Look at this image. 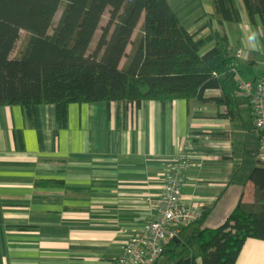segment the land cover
Returning <instances> with one entry per match:
<instances>
[{"label":"crops","instance_id":"crops-1","mask_svg":"<svg viewBox=\"0 0 264 264\" xmlns=\"http://www.w3.org/2000/svg\"><path fill=\"white\" fill-rule=\"evenodd\" d=\"M208 5L206 22L191 30L196 38L221 27ZM235 5L240 21L222 24L228 50L240 51L246 77L257 78L264 33ZM234 100L230 112L194 99L72 102L65 128L54 104L35 105L31 122L20 105L0 106V264H107L152 215L165 169L186 142L192 162L181 200L205 210L166 248L186 242L199 256V232L222 224L240 200H253L249 174L262 165L247 99L235 89ZM235 264H264V240L248 238Z\"/></svg>","mask_w":264,"mask_h":264},{"label":"trees","instance_id":"trees-1","mask_svg":"<svg viewBox=\"0 0 264 264\" xmlns=\"http://www.w3.org/2000/svg\"><path fill=\"white\" fill-rule=\"evenodd\" d=\"M212 3L221 27L196 38L168 0H0V106L20 105L31 122L35 105L54 104L59 128L67 126L72 102L138 106L150 99H194L230 112L236 89L232 65L238 61V71L247 75L237 49L228 50L222 24L239 22L240 12L234 0ZM242 3L249 21L264 33V0ZM207 89L222 93L206 97ZM249 180L253 200H240L222 224L199 232V256L186 242L170 249L172 264H235L248 238L264 240V166L253 167ZM169 244L176 245L175 238Z\"/></svg>","mask_w":264,"mask_h":264},{"label":"built area","instance_id":"built-area-1","mask_svg":"<svg viewBox=\"0 0 264 264\" xmlns=\"http://www.w3.org/2000/svg\"><path fill=\"white\" fill-rule=\"evenodd\" d=\"M236 56L240 59L241 52L238 51ZM237 62L231 70L236 89L247 99L258 132L257 157L264 166V69L257 78L244 77L237 69ZM191 153L192 146L186 142L173 156L165 169L164 184L155 199L152 215L133 230L121 252L107 264H156L180 229L203 216V207H190L181 200L185 171L192 162Z\"/></svg>","mask_w":264,"mask_h":264},{"label":"rangeland","instance_id":"rangeland-1","mask_svg":"<svg viewBox=\"0 0 264 264\" xmlns=\"http://www.w3.org/2000/svg\"><path fill=\"white\" fill-rule=\"evenodd\" d=\"M208 1L209 0H168L170 6L172 7L173 11L178 16L180 22L188 29L194 30L195 28L199 27L201 24L205 23L206 20H202V17L207 16L208 10ZM236 4L241 8V11H244L243 5L238 1L235 0ZM211 6V5H210ZM203 14L205 16H203ZM108 17V10L104 12L102 15L99 28L96 30L94 35L93 43H95L98 39L99 34L101 33L100 27L106 23ZM218 25V23H217ZM255 31L259 38V28L255 27ZM21 38L25 35V32H21ZM135 35V33H134ZM21 39L17 42L15 52L17 51L20 45ZM233 47H236L237 44L233 42ZM130 46L127 47L126 51H129ZM243 50V49H242ZM124 58L121 60V63L124 62ZM263 65V64H262ZM264 66V65H263ZM172 251L167 250L163 256L158 260L157 264H172L173 259L169 258ZM199 259V258H198Z\"/></svg>","mask_w":264,"mask_h":264},{"label":"clouds","instance_id":"clouds-1","mask_svg":"<svg viewBox=\"0 0 264 264\" xmlns=\"http://www.w3.org/2000/svg\"><path fill=\"white\" fill-rule=\"evenodd\" d=\"M255 38H256V34L255 33L250 34L249 37H248L249 41H253Z\"/></svg>","mask_w":264,"mask_h":264}]
</instances>
